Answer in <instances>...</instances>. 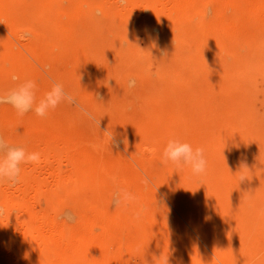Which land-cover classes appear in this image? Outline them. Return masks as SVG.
Here are the masks:
<instances>
[{
	"label": "bare ground",
	"instance_id": "bare-ground-1",
	"mask_svg": "<svg viewBox=\"0 0 264 264\" xmlns=\"http://www.w3.org/2000/svg\"><path fill=\"white\" fill-rule=\"evenodd\" d=\"M63 1L0 0V80H11L13 74L22 81L34 79L43 76V72L55 78L60 72V76H65L59 77L61 81L74 79L79 87L82 84L75 77L74 69L87 58V48L103 55L121 54L116 65L121 68L137 59L142 46L156 43L166 52L160 65L162 77L154 82L157 90L151 95V99H158L160 104L158 111L140 117L132 125L133 140L152 138L156 143H162L164 137H161L170 126H183L185 117L166 110L169 100L184 110L186 103L197 102L196 111L191 113L195 119H202L205 110L214 105V109L223 113L218 122L226 126L243 129L253 118L255 111L246 105L247 97L241 89L251 79V73L264 71V0ZM155 28L158 32H154ZM141 32L144 44L134 45ZM126 40L133 42L131 46L124 45ZM67 49L75 50L72 56L68 54L71 57L63 55ZM176 63L182 64L187 71H178ZM49 64L50 68H47ZM196 76H201L204 81L196 84ZM215 82L225 84L224 90L216 89ZM91 107L99 110L94 104ZM168 116L173 119L170 124ZM260 119L259 144L264 148V116ZM29 121V130L40 127L50 131L53 128L47 120ZM240 139L230 144L239 146ZM60 141L38 147L40 162L25 164L17 184H0V207L4 209L0 216V264H111L106 258L107 253H100L103 248L98 251L102 255L100 259V255L96 259L92 253L96 246H106L110 242L102 232L110 228L112 221L102 216L96 204L100 190L106 184L105 171L101 173L99 165L107 162L84 161L81 145ZM108 163L111 168L119 166L113 160ZM180 195L189 206L197 203L195 194L183 192ZM41 196L50 203L76 200L82 212L79 222L65 229L53 217L50 208L40 204ZM177 197L176 193L175 200ZM13 209H16L15 213ZM134 223L132 219L126 223L128 229L134 230L132 238L123 234L130 238L125 245L135 246L138 244L136 239L144 237L145 232L141 236ZM98 225L104 229L96 231ZM201 232V236H212L203 229ZM190 245L185 249V259H175L174 264H193L204 257L202 248L196 247L198 244ZM114 247L111 245L109 249ZM124 252L128 254L126 250ZM117 256L119 254H115ZM122 259L121 256L120 261Z\"/></svg>",
	"mask_w": 264,
	"mask_h": 264
},
{
	"label": "rangeland",
	"instance_id": "rangeland-1",
	"mask_svg": "<svg viewBox=\"0 0 264 264\" xmlns=\"http://www.w3.org/2000/svg\"><path fill=\"white\" fill-rule=\"evenodd\" d=\"M96 13L99 14V11L96 10ZM154 32H158L157 28ZM124 42L125 46L133 43L128 40ZM136 43L139 46L144 44L142 32L133 44ZM67 50L63 51V55L71 57L75 50ZM86 52L85 61L74 69L75 77L82 86L78 87L74 79L61 81L60 78L65 76H60V72L56 73V80L43 69L44 77L39 75L33 79L37 82L38 99L59 83L74 98L71 104L62 103L44 118L36 116L34 112L18 117L11 105H0V134L10 144L25 147L29 152H37L38 147L55 140H68L73 146H82L84 161L106 160L107 163L99 165L101 173L105 171L106 184L102 186L96 204L102 216L112 221L107 229L115 234L98 225L96 231L104 229L102 233L110 242H107V248L104 245L96 246L98 249L95 247L92 250L93 256L97 259L100 253H107L106 258L111 260V264H158L159 260L160 264L163 258L161 264H174L175 259H185L188 245L198 244L196 247L202 248L205 255L193 264H264V148L259 144L260 132L257 129L260 118L264 116V71L251 73V79L241 89L247 97L246 105L255 111L243 129L218 122L223 113L214 109V105L205 110L202 119H195L191 113L197 108V102L186 103L184 110L180 105L176 107L175 101L169 100L166 110L185 117L183 126H170L161 137H164L162 143H156L152 138L136 141L133 140L132 125L140 117L158 111L160 101L151 99V95L157 90L154 82L162 77L159 75L162 71L160 65L166 52L160 44L142 46L137 59L121 68L116 67L121 54L110 52L103 55L93 48H87ZM175 65L178 71L184 70L182 64ZM47 68H50V64ZM164 76H167L166 73ZM129 80H135V87H128ZM201 81H204L201 76L194 78L196 84ZM14 83L12 80H0V92L7 91ZM224 86L221 82L214 83L218 90H224ZM92 104L98 106L99 110L92 109ZM30 119L47 120L53 128L50 131L40 127L29 130L27 124ZM167 119L168 124L170 119L173 122L170 116ZM108 128L117 134L113 144L103 132ZM171 137L188 142L193 148L204 149L207 167L203 174L196 176L187 167L178 170L172 165L161 164V152ZM239 138H242L239 146L231 145ZM108 160H113L119 166L111 168ZM24 165H21L22 171ZM113 176L116 183L112 180ZM241 177L244 180L241 181ZM144 178L149 180L147 186L142 183ZM118 188H127L138 195L143 208L139 219L134 216L135 205L127 209L112 206V194ZM174 190L178 196L176 200ZM183 192L195 194L197 203L194 206L185 204L180 195ZM39 202L50 208L53 217L65 229L78 223L82 216L80 206L73 199L50 203L41 196ZM130 219L136 223V231L141 236L144 231L143 236L147 237L140 236L141 240L136 239L138 244L135 246L125 245L129 237L132 238L134 230L128 229L126 224ZM200 228L212 236L208 238L204 234L202 237ZM111 235L115 237L111 239ZM111 245L115 246L114 249H109ZM100 248H103L101 252ZM117 253L122 256V261L119 256V259L115 257ZM158 257L162 259L158 260ZM168 260L171 262L167 263Z\"/></svg>",
	"mask_w": 264,
	"mask_h": 264
},
{
	"label": "clouds",
	"instance_id": "clouds-1",
	"mask_svg": "<svg viewBox=\"0 0 264 264\" xmlns=\"http://www.w3.org/2000/svg\"><path fill=\"white\" fill-rule=\"evenodd\" d=\"M124 0H122V3ZM14 86L7 91L0 92V105H11L18 117H23L29 112H34L36 116L44 118L51 111H54L62 103L71 104L73 97L68 94L62 84H54L42 98H37V82L33 79L20 80L16 74L11 76ZM128 87H135V80H129ZM99 127H100V122ZM108 139L113 143L114 137L117 135L113 129L103 131ZM124 143V140H123ZM41 154L39 152H29L25 147L15 146L0 134V184H8L13 186L21 179L22 164L39 163ZM161 164L172 165L178 170L185 167L191 170L193 175L199 176L206 171L207 160L204 149L201 147L193 148V146L179 138L171 137L165 144L161 155ZM112 180L116 183V177ZM244 177H241V181ZM142 183L147 186L149 180L144 178ZM112 206L117 209H127L133 205L136 206L134 216L139 219L143 208L139 204L137 194L129 191L127 188H118L112 194ZM4 214V209L0 207V216Z\"/></svg>",
	"mask_w": 264,
	"mask_h": 264
}]
</instances>
